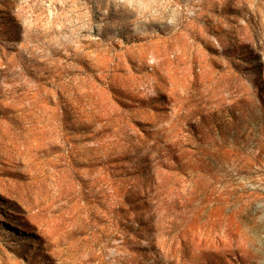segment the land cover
<instances>
[{"label":"rangeland","instance_id":"1","mask_svg":"<svg viewBox=\"0 0 264 264\" xmlns=\"http://www.w3.org/2000/svg\"><path fill=\"white\" fill-rule=\"evenodd\" d=\"M0 264H264V0H0Z\"/></svg>","mask_w":264,"mask_h":264}]
</instances>
